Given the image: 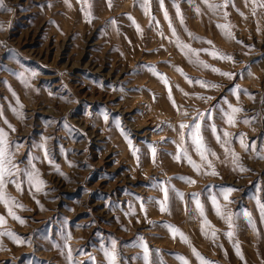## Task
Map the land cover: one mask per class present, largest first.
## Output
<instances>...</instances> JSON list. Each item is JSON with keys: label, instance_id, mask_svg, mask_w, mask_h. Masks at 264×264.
<instances>
[{"label": "rangeland", "instance_id": "1", "mask_svg": "<svg viewBox=\"0 0 264 264\" xmlns=\"http://www.w3.org/2000/svg\"><path fill=\"white\" fill-rule=\"evenodd\" d=\"M208 2L221 7L213 10L204 0H163L161 7V0H148L146 13L141 7L145 0H111V6L109 0H3L0 108L15 131L3 118L0 128L8 133L12 162L24 170L37 157L32 162L46 185L36 193L41 209L26 183L22 192L8 183L6 193L24 205L13 210L25 223L8 215L0 203L6 220L0 231L10 230L24 242L0 236V264H107L103 249L110 248L112 240L116 241L117 264H146L142 242L148 246V264H184L185 260L200 264L193 248L212 264H264V220L257 203H264V159L257 155L264 154V6L261 0L255 4L229 0L227 7L224 0ZM83 9L90 10L91 22ZM170 22L180 40L192 48H215L231 55L233 60H221L198 53L199 60L236 76L229 79L190 62L177 47ZM219 24L230 25L234 38L224 35ZM151 66L167 76L180 110L169 101L166 86ZM175 66L191 78L218 87L190 84ZM237 84L239 99L232 92ZM9 85L24 106L23 118L11 111L16 100ZM177 85L186 93L212 99L185 96ZM229 103L242 109L235 125L223 117L222 110H228ZM105 110L107 122L102 115ZM197 113L205 114V140L216 152V157L209 158L219 175L197 174L186 161L173 159L181 141L180 122L191 121ZM213 123L221 135L232 133L228 146L248 171L233 170L231 156L226 157L208 127ZM121 127L139 149V164ZM241 133L247 149L241 147ZM45 137L65 176L43 159L40 145ZM151 147L157 149L155 163ZM188 147L200 162L190 142ZM185 176L196 183L185 182L181 178ZM17 179H25L23 171ZM164 185L169 188V212H161L158 204ZM173 186L184 194L183 199ZM222 186L235 189L229 201L219 195ZM213 193L225 216H232L231 239L226 235V219L212 206ZM194 194L210 221L205 226L207 236L201 231L204 218L196 209ZM167 225L180 229L187 241L179 235L174 238ZM237 242L243 260L236 255Z\"/></svg>", "mask_w": 264, "mask_h": 264}, {"label": "snow or ice", "instance_id": "2", "mask_svg": "<svg viewBox=\"0 0 264 264\" xmlns=\"http://www.w3.org/2000/svg\"><path fill=\"white\" fill-rule=\"evenodd\" d=\"M67 2V0H66ZM204 2L208 5L209 8L215 10L221 7L219 4H212L209 3L208 0H204ZM256 0H253V3L255 4ZM85 3H87V0H85ZM229 3V0H224V7H227ZM4 3L3 0H0V7H3ZM109 6H111V0H109ZM264 6V0H261V5ZM91 5H88V9H90ZM145 9V12H148V0H145V3L141 5ZM161 7H163V0H161ZM177 15H180V9L177 5ZM88 9H83L85 19L91 22V12ZM199 11V9H197ZM165 18L169 19L168 13L165 10ZM225 16L228 15L227 12L224 13ZM243 15V13H241ZM130 19L133 20V24H135L136 29L138 32H142V29L138 24L135 23L134 18ZM114 23V21H113ZM181 23H183V17L181 16ZM169 27L172 30V35L176 37V44L177 47L180 48V50L184 53L185 56H187L190 60V62H195L200 65H202L204 68H210L213 72L219 73L222 76L228 77L229 79L236 76V73L233 72H223L221 69L216 68L213 65L207 64L205 61L199 60L198 53L205 52L209 55L213 56L214 58H218L221 60H233V57L231 55H227L223 52H220L216 50L215 48H202V49H194L189 44H185L183 41L180 40V38L176 35L175 28L172 27L171 22L169 23ZM224 35L230 38L233 37V33L230 30V25L228 24H219L217 25ZM162 34V33H161ZM190 36H193L195 39H203L201 37H195L193 33L189 32ZM208 44H212L211 41H206ZM2 43V42H0ZM14 51V50H11ZM193 55L196 56L195 61L192 60ZM176 70L181 73L185 77V79L188 81V83L192 84H198L201 87L204 88H216L218 87L217 84L211 81L202 80L199 78H191L186 73L183 72V69H180L178 66H175ZM150 70L153 72L154 75H156L161 82L166 86L168 90V99L172 103L173 107H176L177 110H180L181 106H178L176 104V101L172 94V85L170 84L167 76L163 73H160L154 66H151ZM32 76H35L36 73L33 71L31 73ZM249 75H251V72H249ZM22 82L25 84V86H28L27 78L24 77V75L20 74ZM4 83H7V81H4ZM177 89L182 92L185 96L188 95H195L200 99L203 100H211L212 97L203 96L200 93H186L183 89L179 88V85L176 86ZM9 90L12 91V95L16 100V106H10L11 111L15 113L18 118H23V104L20 101L19 96L15 93L14 90L11 89V86L9 85ZM38 91V90H37ZM232 92L234 95L237 96V99H239V93H240V85H235L232 88ZM246 92V90H245ZM51 95V93H49ZM223 111V117L226 118V122L229 125H235L237 120V113L241 112L242 109L236 105H233L231 103L228 104V110H222ZM103 118L105 122L109 120V113L105 110L103 113ZM184 115L187 116L188 113L185 110ZM0 118H3L4 123L8 125V128H10L12 131H15V126L12 125L6 117H4L3 109L0 108ZM211 118L209 114V119ZM205 119L204 113H197L195 114V118L191 121H181L179 124L180 128V137L181 141L177 144L176 152L173 155V159L177 162L184 160L186 161L192 169L197 173H204V174H211V175H219V173L216 171L215 165L213 164L212 159L209 157H216V152L210 148L205 140L204 131L205 126L202 124V121ZM117 126H119V118H116ZM245 123H248L247 120H245ZM208 127L211 129L212 134L215 136L217 143L221 145L222 148H224L225 155L231 156L232 164H233V170H239L240 172L248 171L243 164L239 162V154L236 153L234 150L230 149L228 145L231 143V136L232 133H229L228 131H223L222 135L217 130L216 125L213 123L211 125H208ZM121 133L124 135L125 139L128 142L129 149L132 152L133 157L136 159L137 164L140 163V156H139V149L136 148L133 144L131 139L129 138L128 134L125 132V130L121 127L120 128ZM187 137V140L185 139ZM241 147L247 149L248 144L244 140V134L241 133L238 137ZM47 137L44 138L43 142L41 143L40 147L43 150V159L47 161V163L51 166V168L58 173L61 176H65V173L61 170L60 164H58L55 159L52 158L48 147H47ZM190 142L191 147L194 149L196 154L200 158V162H197L193 159L192 155L189 153V147L188 144ZM253 151H255V145H252ZM257 155L260 156V158L264 159V154L257 153ZM151 156L153 163L157 160V149L155 147H151ZM218 158V157H217ZM37 159V157H32V159L29 160V168H26L24 170L19 169L12 161L13 156L11 152L9 151V140H8V133L5 131L4 128H0V203H3L5 205V208L8 212V215L12 216L14 219L18 220L21 224L25 223V220L23 217L17 215V213L13 210L14 207L16 208H23L24 205L19 203L15 200L14 197H10L6 193V187L9 182L15 185L16 189L18 191H23V185L26 183L28 185V190L32 193V198L36 201V203L40 206L41 209H43V205L40 204L39 200L36 199V193L42 192L45 189L46 181L42 178L40 170L36 167V165L32 162L33 160ZM68 164L71 166L72 161H68ZM23 171L25 179H17V176ZM185 180L187 183H196V181L191 176H185L181 177ZM163 191V199L158 201L159 208L161 212H169L170 211V205H169V188L167 185H164L162 187ZM173 191L176 192V195L180 198H184V194L176 190L173 186ZM235 191L232 187H220L219 195L223 197L225 201H229L230 194ZM195 198V204L196 209L198 210L201 217H203V222L201 224V231L204 233V235H208V232L205 228L206 225L210 224V221H208L207 216L205 214L204 206L202 205L201 201L198 198V194H194ZM212 206L215 209L218 216H221L222 218L226 219L229 227V231L226 233V235L229 237V239L232 238L234 235L233 232V220L231 214H228L225 216L224 212L222 211L223 206L219 203L217 194L213 193L210 197ZM257 203L259 205L260 209V216L261 219L264 220V203H260L259 200H257ZM141 210L145 211V215H147L146 209L144 208L143 204L141 205ZM6 223L5 217L0 214V225H3ZM251 223V220H250ZM254 226V225H253ZM169 231L171 232L172 236L175 238L177 235L180 236L181 239L187 241V237L184 235L183 232L180 231L177 227L174 225H167ZM212 236L215 237L216 233L213 231ZM7 235L10 239H12L17 244L23 243L24 241L14 232L8 230V231H0V236ZM70 238V235L69 237ZM65 243H67V240H65ZM144 249V260L146 264H148L149 261V250L146 243L142 242L141 245ZM235 251L236 255L241 258V260L244 259L243 253L239 247V243L237 242L235 245ZM104 255L107 258V264H117V252H116V241L112 240L111 247L104 248ZM193 253L196 255V257L200 260V264H212L211 261L206 260L198 251H196L193 248ZM69 260H71V251H69ZM184 264H188V262L185 260Z\"/></svg>", "mask_w": 264, "mask_h": 264}]
</instances>
